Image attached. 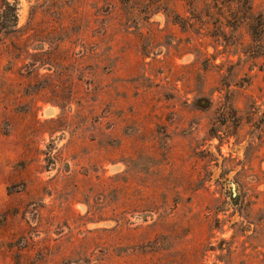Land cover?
<instances>
[{
  "label": "rangeland",
  "instance_id": "374dc122",
  "mask_svg": "<svg viewBox=\"0 0 264 264\" xmlns=\"http://www.w3.org/2000/svg\"><path fill=\"white\" fill-rule=\"evenodd\" d=\"M0 264H264V0H0Z\"/></svg>",
  "mask_w": 264,
  "mask_h": 264
},
{
  "label": "trees",
  "instance_id": "16d2710c",
  "mask_svg": "<svg viewBox=\"0 0 264 264\" xmlns=\"http://www.w3.org/2000/svg\"><path fill=\"white\" fill-rule=\"evenodd\" d=\"M6 4L8 5V3H6ZM7 5H6V6H7Z\"/></svg>",
  "mask_w": 264,
  "mask_h": 264
}]
</instances>
